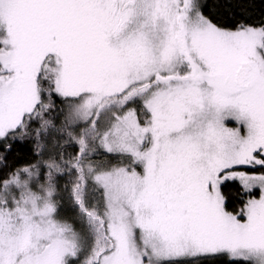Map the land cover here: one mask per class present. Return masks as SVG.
Here are the masks:
<instances>
[{"label":"snow or ice","instance_id":"1","mask_svg":"<svg viewBox=\"0 0 264 264\" xmlns=\"http://www.w3.org/2000/svg\"><path fill=\"white\" fill-rule=\"evenodd\" d=\"M233 2L0 0V264H264V7Z\"/></svg>","mask_w":264,"mask_h":264},{"label":"trees","instance_id":"2","mask_svg":"<svg viewBox=\"0 0 264 264\" xmlns=\"http://www.w3.org/2000/svg\"><path fill=\"white\" fill-rule=\"evenodd\" d=\"M208 2V11L212 13L220 12L221 16H223L226 12L232 11L233 9L227 8V0H207ZM244 6L249 9L246 13L253 18L258 17L260 15L259 9L264 7L259 3V0H243ZM233 7L236 8L238 5L233 2Z\"/></svg>","mask_w":264,"mask_h":264}]
</instances>
